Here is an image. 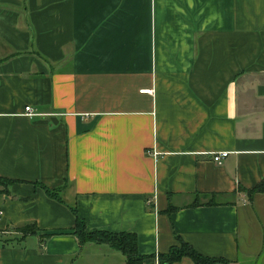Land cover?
<instances>
[{
  "label": "crops",
  "instance_id": "crops-1",
  "mask_svg": "<svg viewBox=\"0 0 264 264\" xmlns=\"http://www.w3.org/2000/svg\"><path fill=\"white\" fill-rule=\"evenodd\" d=\"M74 214L264 264V0H0V264H125Z\"/></svg>",
  "mask_w": 264,
  "mask_h": 264
},
{
  "label": "trees",
  "instance_id": "trees-1",
  "mask_svg": "<svg viewBox=\"0 0 264 264\" xmlns=\"http://www.w3.org/2000/svg\"><path fill=\"white\" fill-rule=\"evenodd\" d=\"M254 189H252V191ZM51 195L55 197L54 193H51ZM72 232L77 237L80 243H103L110 246L112 249L121 251L125 257V264H140L142 259L144 258L136 251V239L133 233H113L99 229L86 230L84 222L75 214L74 227L72 229ZM178 242L179 246H171L168 252H166L165 254H159V264H170L172 261L177 260L184 255L190 257L193 260L194 264H213L217 261L221 262L220 259L208 258L199 255L180 239H178Z\"/></svg>",
  "mask_w": 264,
  "mask_h": 264
},
{
  "label": "built area",
  "instance_id": "built-area-1",
  "mask_svg": "<svg viewBox=\"0 0 264 264\" xmlns=\"http://www.w3.org/2000/svg\"><path fill=\"white\" fill-rule=\"evenodd\" d=\"M146 91V90H145ZM149 91V90H147ZM34 113L32 112L30 106H25L24 107V115L27 116H31ZM226 155V152L222 151V152H215L211 154V159L214 163L216 164H220L221 163V159Z\"/></svg>",
  "mask_w": 264,
  "mask_h": 264
}]
</instances>
